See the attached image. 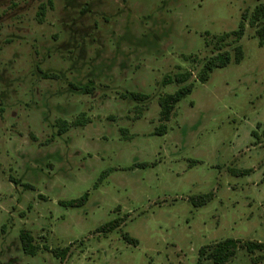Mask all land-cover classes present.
<instances>
[{"label":"rangeland","instance_id":"rangeland-1","mask_svg":"<svg viewBox=\"0 0 264 264\" xmlns=\"http://www.w3.org/2000/svg\"><path fill=\"white\" fill-rule=\"evenodd\" d=\"M262 4L0 0V264H197L226 239L264 244V18L250 21ZM241 23L238 43L219 42ZM226 51L232 62L202 83ZM187 73L193 92L164 121L160 99L181 87L164 80ZM90 82L91 94L70 87Z\"/></svg>","mask_w":264,"mask_h":264},{"label":"trees","instance_id":"trees-1","mask_svg":"<svg viewBox=\"0 0 264 264\" xmlns=\"http://www.w3.org/2000/svg\"><path fill=\"white\" fill-rule=\"evenodd\" d=\"M46 6L42 5L40 9V15L43 16L45 14ZM245 13L243 18L245 19L247 16ZM264 18V4L257 7L251 17V24L258 25L261 19ZM245 32V24L241 23L240 27L237 31L232 33H228L223 35L220 39V43H224L226 40L233 38L236 43H238L244 36ZM257 35L261 40V43L264 41V25L261 29L257 31ZM235 62L240 63L243 59V50L241 46L235 47ZM232 62V56L229 52H220L209 58L203 65V68L200 71L199 79L202 83H206L210 74L213 73L215 69H220L228 66ZM46 79L57 78L56 75H44ZM191 78V74H175L173 76H167L164 80V86L176 83L181 87L175 92L173 95H168L162 97L160 99V105L162 108L161 116L164 121H168L170 116L175 108V106L180 103L183 99L189 96L194 89V83H188ZM188 83V84H187ZM70 87L76 91L83 92L84 94H91L94 90L93 83H88L82 87L76 86L74 84H70ZM124 98H130L134 101H144L149 97L147 95L141 93H129L123 95ZM1 104V103H0ZM76 125H84L85 121L78 120ZM59 134H64L68 131L69 124L67 122H59ZM166 131L165 127H161L158 129L156 134L161 135ZM88 194H85L82 198L71 200L69 202H64V206L66 207H81L87 200ZM210 200V197H204L198 199V203L194 201L195 206L202 205L205 202ZM121 226V221H114L102 227V231L104 233H110L116 230ZM125 240L131 244L137 245V241L131 239L128 235L124 236ZM20 242L23 252L26 255L35 256L37 249L32 244V237L30 233L26 230H22L20 233ZM240 250H245L250 254H254L255 252H264V244L252 241H241L237 239H226L219 243L211 244L209 246L203 247L199 252V262L197 264H202V260L211 261L213 264H228L231 260H233ZM66 251L58 252L56 254L64 257ZM255 264H260L264 262V255L257 257L254 259Z\"/></svg>","mask_w":264,"mask_h":264}]
</instances>
